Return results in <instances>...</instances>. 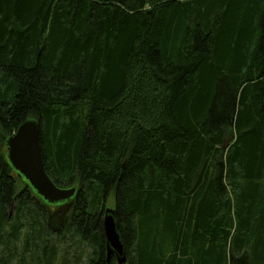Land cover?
Here are the masks:
<instances>
[{
  "label": "trees",
  "instance_id": "16d2710c",
  "mask_svg": "<svg viewBox=\"0 0 264 264\" xmlns=\"http://www.w3.org/2000/svg\"><path fill=\"white\" fill-rule=\"evenodd\" d=\"M28 118L67 209L7 158ZM110 195L126 264H264V0H0V264H119Z\"/></svg>",
  "mask_w": 264,
  "mask_h": 264
},
{
  "label": "water",
  "instance_id": "95a60500",
  "mask_svg": "<svg viewBox=\"0 0 264 264\" xmlns=\"http://www.w3.org/2000/svg\"><path fill=\"white\" fill-rule=\"evenodd\" d=\"M41 125L37 118H28L7 138V158L18 174L48 204L70 201L79 192L76 185L62 187L48 174L41 146ZM107 259L116 255L119 264L128 261L127 248L117 227L114 208H106L103 216Z\"/></svg>",
  "mask_w": 264,
  "mask_h": 264
},
{
  "label": "rangeland",
  "instance_id": "374dc122",
  "mask_svg": "<svg viewBox=\"0 0 264 264\" xmlns=\"http://www.w3.org/2000/svg\"><path fill=\"white\" fill-rule=\"evenodd\" d=\"M68 187V186H67ZM78 187V186H77ZM236 195V192H235ZM237 200V196L234 198ZM261 205L264 206V198L261 199ZM68 206H64L65 209H67ZM236 207H237V201H236ZM63 208V207H61ZM106 208H115V198L113 195H110L108 199L105 201L104 205L102 206V217L105 214ZM46 210H56L55 207L47 206L45 207ZM69 209V208H68ZM9 212L13 215L15 213L14 209H10ZM55 226L60 225V218L59 216H56L53 221ZM27 229L23 230L22 237L20 242L18 243V248L22 250V248L25 245V237H26ZM49 238H55V241L57 240L58 246H59V253L57 256V259L55 261V264H88L89 256L92 251V247L89 245V243H81V244H75L73 243V240H77L78 237H73L70 233L66 234H53L49 235ZM17 261H19L17 258L14 260L15 264H17ZM28 262L30 264H36L34 263L35 260L28 259Z\"/></svg>",
  "mask_w": 264,
  "mask_h": 264
},
{
  "label": "flooded vegetation",
  "instance_id": "af4514ba",
  "mask_svg": "<svg viewBox=\"0 0 264 264\" xmlns=\"http://www.w3.org/2000/svg\"><path fill=\"white\" fill-rule=\"evenodd\" d=\"M62 205L64 206L65 203L49 204V206H52V207H55V208L58 207V206H61V207H62ZM63 208H64V207H63ZM103 235H104V234H103ZM103 254H104V256H105L107 262L114 260V261H116V262L118 263V260H117V257H116L115 254L112 255V257L110 258V260L107 259V254H106V240H105V236H104V251H103Z\"/></svg>",
  "mask_w": 264,
  "mask_h": 264
}]
</instances>
